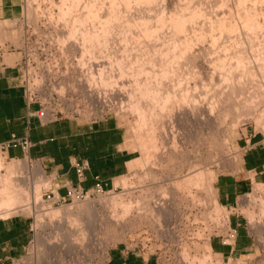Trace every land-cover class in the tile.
Instances as JSON below:
<instances>
[{
	"label": "rangeland",
	"instance_id": "1",
	"mask_svg": "<svg viewBox=\"0 0 264 264\" xmlns=\"http://www.w3.org/2000/svg\"><path fill=\"white\" fill-rule=\"evenodd\" d=\"M78 1L12 0L11 5L15 12H20V14L21 12H30L33 23L61 25L67 23L82 26L83 28L80 27L81 31H90L94 33L93 35L95 32L101 34L99 35L102 37V45L93 42L90 44L92 45L91 51L87 52L92 61H100L98 62L100 67H95L96 74L93 79L100 80L104 85L116 90L114 103L119 109V113L117 116L112 115L110 119L119 122L130 150L135 152L137 160L130 166L131 172L128 170L124 176L115 180V189H108L109 191L105 189L103 192L92 194L85 200L75 201L65 206L53 205L43 197L45 192L50 189V184L37 186V190L40 191H37L40 194L37 200L39 198L46 205L45 207L56 209L61 214H65L69 208L75 211L77 206L82 203H88L92 209H96L98 216L93 215L92 219H94L95 225L90 232L86 231L88 220L85 213L73 212L75 215L64 218L62 220L64 230L62 231H57L55 228L57 224L60 225L57 220H53L54 225L51 226L49 224L51 220L45 218L43 221L46 226L41 225L33 207L36 202L31 194L28 196L29 203L32 205L30 209L29 207L26 210H17L13 207L12 209L9 207L7 210L6 207L4 210L1 208V217L25 216L33 224L34 242L21 264H103L108 249L115 243L126 239L148 241L150 236L159 230L160 217L165 216L166 212L170 210L168 205L177 198L178 194L189 192L195 188L207 196L203 186L199 189L195 185L188 187L187 182L181 184L180 181L184 180L183 176L189 177L191 173L201 169L206 171L207 175H212L210 177L214 178L213 184L215 185L219 175L232 171L241 160L238 142L245 128L255 126V130L264 132V91H261L264 85L262 83L257 85L260 88L263 85L260 91L258 90L260 88L255 86L256 79L264 82V74H262L264 66L261 65L262 61L264 62V56L259 59L264 53V0H181V2L180 0H80L81 7L78 6L79 4L77 5ZM61 2L66 3L65 7L71 6V2L72 7L75 6L76 9L79 7L78 10L73 7L76 12L72 8L71 12H64L62 16L64 22L58 21ZM69 2L70 5H68ZM91 2L96 7L94 4L92 7ZM2 7L3 0H0V12ZM59 7L60 9H58ZM53 13L55 19L52 17ZM61 14H63L62 11ZM5 18H0V20ZM176 18L181 19L178 22ZM1 24L0 22V27ZM184 26L185 30H183ZM86 39L90 41L91 35L89 37L86 34ZM187 46H191L192 49ZM186 47L190 51L186 50ZM258 56L259 58H257ZM256 58L258 59L256 62L261 67L257 66ZM262 64L264 65V63ZM103 67L105 73L101 74L100 72L99 74L98 69ZM224 67H231L232 70L228 68L225 71ZM228 71L230 74L225 73ZM223 74H227V76L222 77ZM228 75L231 78L232 75L233 77L237 76L232 79L234 84L242 80L239 82H246L248 86L247 81H254V85L252 82L250 84L258 89H245L247 86L236 84L240 87L239 91H246L249 96L254 91V95L251 94V96L253 95V98L250 97L251 99L243 93L247 104L244 99H240L244 103L239 100L240 97L243 98V95L238 93L239 91H236L238 95L235 94L236 87L232 85V81H229V78L224 81ZM235 79L236 81H234ZM230 84L233 89L227 87ZM252 86L250 85V87ZM151 88L153 92L156 90L154 93L156 97L154 96L152 99V93L149 97L152 100L147 98ZM251 89L252 91H250ZM225 90L226 92H224ZM229 90L234 91L233 93L232 91L228 92L232 93V95L228 94L230 98L237 96L236 99L232 97L234 101L227 99L226 93ZM258 91L260 94L262 93L259 96L261 102L258 97L256 99L261 104L256 100L257 105L253 106L251 104L254 96L259 95ZM146 92L147 95H144ZM157 92L159 93L158 97ZM167 92L170 97L169 100L167 99L168 102L165 101L164 108L161 107V101V103H157L159 105L156 106L157 111L156 108L153 113L151 111L147 113V110L143 111L144 102L148 104L162 95L165 98L168 96ZM182 95L188 99L186 100ZM191 96L199 97V100L205 98L204 100L208 101L209 106L213 102L212 99L220 102L226 98L224 100H227L228 105L225 101L227 105L225 109L226 105L221 101L222 104L217 102L218 105L215 107L216 102L214 101L215 108L211 105L214 111L212 110L210 118L200 114L197 116L198 118L193 119L188 111L192 103ZM158 101L156 100V102ZM137 102L141 107L134 109V106H139ZM146 104L144 108H146ZM135 110L139 112V115L146 112L149 117H152L148 119L149 122H153H148L149 125H146L148 120L146 121L142 115L143 118L139 116ZM225 112L228 113L225 114ZM148 116L146 117L148 118ZM139 118L140 121L143 119V122H146L140 123ZM147 152L155 154L144 166ZM4 157L6 158V156ZM5 160L6 168L2 170V174L8 176L10 175L7 172L9 166L15 164L16 161L26 162L30 167L38 164L29 163L27 158L25 160L23 158L15 160L6 158ZM20 174H17L19 180L21 178L20 181L27 183L24 186L32 187L30 182L35 178L33 168L24 170L21 174L22 177ZM39 179L42 177L39 176ZM113 196H117L120 201L119 205L112 207L109 200ZM250 198V206H255V247L245 253L238 252L234 258L224 260L221 255L210 254L208 242L196 241L192 244V239L199 235L198 228L195 225L192 226L191 222H184L175 229V232L187 237L188 240L185 239L187 243L183 245L181 251L172 247V250L164 252L160 256L159 264H264V208L261 206V202L264 200V185H256ZM130 203H132L133 209L132 206L130 207ZM127 205H129L127 211L129 215L122 217ZM243 210L244 213L250 214L248 208ZM220 211L229 213L225 209H220ZM230 220L234 226H237L238 219L236 217H231ZM162 228L163 230H159V233H172L171 227L167 228L164 225ZM240 231L243 234L244 228H240ZM188 237H192V239ZM145 244L149 249L151 244ZM245 245V239L242 238L239 248H243ZM184 248L186 249L183 251ZM215 248L227 251L218 242H216ZM138 250L141 251L142 247L140 246ZM179 252L182 256L178 255ZM241 254L242 257L238 259ZM146 256L151 255L146 254ZM205 257L208 259L206 263Z\"/></svg>",
	"mask_w": 264,
	"mask_h": 264
},
{
	"label": "built area",
	"instance_id": "2",
	"mask_svg": "<svg viewBox=\"0 0 264 264\" xmlns=\"http://www.w3.org/2000/svg\"><path fill=\"white\" fill-rule=\"evenodd\" d=\"M30 15H32L30 12H21L18 17L0 20L2 23L0 70L15 68L18 71L28 108L37 107L35 111L30 110V116L37 117L42 124L69 119L85 121L91 125L106 122L112 115L117 116L119 109L114 103L116 90L104 85L100 80L93 79L96 74L95 67H100V64L91 60L83 50L81 42L66 41L70 27L53 21L51 22L54 24L33 23ZM52 17L55 19L54 13ZM100 69H98L99 74ZM32 146L28 137L14 136L9 141H0V154L3 155L12 147H20L27 155L29 163H36L29 155ZM74 167L79 179L84 180L90 163L87 160L76 161ZM105 189L102 180L97 176L96 184L90 190L70 187L64 196H58L47 190L43 197L53 205L65 206L85 200ZM251 194L243 196L234 208L225 207L229 213L220 211L217 214L214 211V201L209 200L204 192L194 188L189 192L180 193L168 205L170 210L165 216L160 217L161 224H158L159 230H163L162 226L166 225L167 228H172V233H159L158 230L144 242L129 239L133 245L131 249L143 257L146 254L155 256L159 264L160 256L164 252L172 250V247L181 251L183 245L187 243V237L175 232V229L184 222H191L192 226L198 228L199 235L193 239L188 237L192 239V244L197 241L208 242V245H211L213 238H219L224 245L233 246L238 239L239 229L243 227L253 248L255 247V206H250ZM215 198L218 201L217 196ZM246 208L250 210V214L244 213L243 209ZM231 217L238 219L237 226H234ZM0 219L4 217L0 216ZM145 243L151 244L149 249L146 248L148 245ZM140 246L141 251L138 250ZM178 255L182 256L180 252ZM23 259L24 257L16 260L14 264H21ZM106 261L107 253L103 264H106Z\"/></svg>",
	"mask_w": 264,
	"mask_h": 264
},
{
	"label": "crops",
	"instance_id": "3",
	"mask_svg": "<svg viewBox=\"0 0 264 264\" xmlns=\"http://www.w3.org/2000/svg\"><path fill=\"white\" fill-rule=\"evenodd\" d=\"M11 1L3 0L0 18L20 15ZM36 109V106L31 109L27 106L18 71L15 68L0 70V141H9L14 136L28 137L33 145L29 155L38 163L32 168H42L46 182L50 184L49 190L56 195H66L70 187L90 190L95 186L97 176L106 189H112L115 180L130 171V166L137 160L115 119L96 125L69 119L42 124L29 114L30 110ZM238 145L241 160L237 167L219 175L214 185L218 202L227 209L234 208L243 196L253 193L256 185H264V132L249 126L243 131ZM3 155L11 160L27 157L20 147H12ZM83 160L90 163V168L85 179L80 180L74 163ZM33 238V224L28 217L15 215L0 219V264H14L25 257ZM242 238L246 245L239 248ZM249 241L245 230L242 234L239 229L233 246L224 245L216 238L211 240L210 246L213 253L226 260L234 258L238 252L250 250ZM216 242L227 251L217 250ZM131 247L133 245L127 239L112 245L107 252L106 264H156L155 256H140Z\"/></svg>",
	"mask_w": 264,
	"mask_h": 264
},
{
	"label": "bare ground",
	"instance_id": "4",
	"mask_svg": "<svg viewBox=\"0 0 264 264\" xmlns=\"http://www.w3.org/2000/svg\"><path fill=\"white\" fill-rule=\"evenodd\" d=\"M65 1H67V0H62V2H65ZM78 0H76V2H77ZM182 1H184V0H182ZM61 2V3H62ZM73 2V1H72ZM72 2H71V6H67V7H65L64 5L66 4V3H62V6H61V9H60V7L58 8V9H60L61 11H62V13L63 14H61V11L59 12V19H58V21L60 22V21H63L64 22V20H63V15H64V12L65 13H67V12H71V8H72V10H73V7H74V9H76L75 8V6H73L72 7ZM74 2H75V0H74ZM79 3H77V5L78 6H80V0L78 1ZM90 2V1H89ZM93 2H95V1H93ZM180 2H181V0H180ZM82 3V2H81ZM92 3V2H91ZM96 3V2H95ZM75 4V3H74ZM93 4L94 3H92L91 5H92V7H93ZM182 4V3H181ZM185 4V3H184ZM183 4V7L185 6ZM68 5H70V2H69V4ZM76 5V4H75ZM115 5V4H114ZM190 5V4H189ZM188 5V6H189ZM64 6V7H63ZM78 6H76V7H78ZM90 6V5H89ZM94 6H95V4H94ZM187 6V7H188ZM81 7V6H80ZM91 7V6H90ZM96 7V6H95ZM94 7V8H95ZM87 8H88V6H87ZM87 8L85 9V11L87 10ZM97 8H98V6H97ZM96 8V9H97ZM190 8V7H189ZM192 8V7H191ZM78 9H79V7H78ZM78 9H76V10H78ZM82 9V8H81ZM90 9V8H89ZM88 9V10H89ZM99 9V8H98ZM180 9H182V6H181V8H179V10ZM95 10V9H94ZM191 10V9H190ZM67 11V12H66ZM73 11H75V10H73ZM90 11H91V9H90ZM98 11V10H97ZM96 11V12H97ZM181 11V10H180ZM183 12H184V10H182ZM76 12V11H75ZM92 12H93V8H92ZM182 12V13H183ZM181 13V14H182ZM180 14V13H179ZM176 15V14H175ZM256 15H258L257 14V12H256ZM256 15H255V18H256ZM183 16H184V14H183ZM185 16H186V14H185ZM177 19V18H176ZM181 19V18H180ZM180 19L178 18L176 21H180ZM256 20V19H255ZM258 21V20H257ZM257 21H255V22H257ZM177 22V24H179ZM186 22H188V21H186ZM185 22V23H186ZM259 23V22H258ZM258 23H256L257 25H258ZM67 26H69L70 27V32L68 33V34H66V41H75V42H81L82 43V47H83V50L87 53L89 50L91 51V47H92V45H90L91 43H97V44H101L102 45V37L97 33V32H95V35H93L94 33L93 32H90V31H85V30H83V31H81V28H83L82 26H78V25H69V24H67V23H65ZM257 25H255V26H257ZM179 26V25H178ZM180 26H181V24H180ZM81 27V28H80ZM183 27V26H182ZM258 27V26H257ZM257 27H256V29H257ZM260 29H261V27H260ZM183 30H185V26H184V29ZM187 31V30H186ZM185 31V32H186ZM183 32V31H182ZM97 33V34H96ZM188 33V32H187ZM86 34H88V36L90 37V35H91V42L90 41H88L87 39H86ZM93 35V36H92ZM186 35V34H185ZM187 36V35H186ZM106 44L108 45V43L106 42ZM188 48L189 47H191V46H187ZM186 47V50H189L188 48ZM196 47H198V46H196ZM200 48V47H199ZM204 48V47H203ZM191 49H192V47H191ZM204 49H206V48H204ZM185 50V51H186ZM200 50V49H199ZM263 50H264V48H263ZM190 51V50H189ZM206 51V50H205ZM191 52H192V50H191ZM204 52V51H203ZM240 52V51H239ZM183 53V52H182ZM182 53H181V55H182ZM185 53V52H184ZM199 53V52H198ZM235 53V52H234ZM190 54V53H189ZM205 54V53H204ZM258 54V53H257ZM260 54H262V53H260ZM264 54V53H263ZM262 54V56H260V58H259V56L257 57V58H259V59H261V58H263V55ZM186 55H187V51H186ZM207 55V54H206ZM236 55V54H235ZM259 55V54H258ZM188 56V55H187ZM191 56V55H190ZM202 56V55H201ZM209 56V55H208ZM231 56H233V55H231ZM182 58H183V56H181ZM194 57V56H193ZM198 57H199V55H198ZM234 57H236V56H234ZM233 57V58H234ZM189 58V57H188ZM197 58V57H196ZM237 58V57H236ZM255 59V62L258 60V59ZM190 59V58H189ZM193 59V58H192ZM205 59V58H204ZM264 59V58H263ZM262 59V60H263ZM197 60V59H196ZM261 60V61H262ZM188 61V60H187ZM207 61V60H206ZM261 61H259V62H261ZM98 62H100V61H97V63ZM205 62V61H204ZM262 63H264L263 61H262ZM261 63V65L262 66H264L263 64ZM186 64H188V63H186ZM194 64V63H193ZM256 64H257V66H259V67H261L260 65H258V62H256ZM260 64V63H259ZM226 66V65H225ZM232 68H233V66H231ZM231 67H228V68H230L231 70H232V68ZM226 67H224V69H225ZM228 68H226L225 69V71H227V69ZM223 69V70H224ZM234 71H235V69H234ZM233 71V72H234ZM100 72H101V74H104L105 73V68L103 67V68H101L100 69ZM197 72H200V71H197ZM229 72V71H228ZM228 72H225V73H227V74H230V72L228 73ZM232 72V73H233ZM236 72V71H235ZM234 72V73H235ZM224 73V72H223ZM227 74L226 75H224V76H222V77H225V76H227ZM237 74H238V72H237ZM262 74H264V73H262ZM222 75V74H221ZM239 75V74H238ZM256 75V74H255ZM242 76V75H241ZM237 77V76H236ZM235 76L233 77V75H232V78L230 77V75H228V77L227 78H225L224 79V81H227L226 79H228L229 78V81L231 80L232 81V79H234V78H236ZM264 77V76H263ZM231 78V79H230ZM239 78H240V76H239ZM242 78V77H241ZM253 78V77H252ZM252 78H250L251 80H254V79H252ZM249 79V80H250ZM256 79V78H255ZM261 79H262V76H261ZM264 79V78H263ZM239 80V79H238ZM237 80V81H238ZM246 80V79H245ZM245 80H243L244 82H245ZM248 80V79H247ZM234 81H236V79L234 80ZM240 82H242V80H239ZM237 82V83H233V81H232V85H234L235 87H236V89H235V87H234V91H235V94L239 91V88L240 87H238L239 86V84L238 83H240V82ZM258 81H260L259 83H257ZM263 81V80H262ZM252 82V81H251ZM250 81L248 82L247 81V83L249 84L248 86H247V84H246V82L245 83H240V86L242 85V86H247L246 88L245 87H242V88H245V89H247V88H257V87H259V86H257L258 84H263L264 85V82H261V80H255V82L257 83H255V86H257V87H254V86H252V84L254 85V81L252 82V84H250L251 83ZM225 84H228V82L226 83L225 82ZM236 84H238V86L236 85ZM231 85V84H230ZM230 85H227V87L228 88H230V89H233V88H231L232 87V85L230 86ZM250 85L252 86V87H250ZM263 85L261 86V88L263 87ZM226 87V88H227ZM260 88V87H259ZM261 88L260 89H258L259 91L261 90ZM264 88V87H263ZM263 88H262V90L261 91H264L263 90ZM154 89V88H153ZM245 89H242V90H245ZM252 89L250 90V91H252ZM155 90V89H154ZM226 90H228V89H226ZM226 90L224 91V92H226ZM254 90V89H253ZM156 91V90H155ZM155 91L153 92V90H152V88H151V91L149 90L148 91V94H149V96H147V98L148 99H151L152 97H154L155 95H154V93H155ZM230 91H232V90H229V91H227V95L228 94H231L232 95V93L234 92V91H232V93H228V92H230ZM237 91V92H236ZM249 91V90H248ZM249 91V92H250ZM258 91V92H259ZM253 92V93H252ZM251 92V94H253L254 95V91H252ZM255 92L257 93V90H255ZM153 94V96H151V98H149L150 97V95H152ZM223 92H221V94H222ZM238 93H241L242 95H243V93H245V95H246V97H248L249 95V93L248 94H246L247 92L245 91V92H241V90L238 92ZM238 93L236 94V95H238ZM159 95V93L157 92L156 93V95ZM187 95H188V93H186ZM186 94H184V96H186ZM235 94H233V95H235ZM240 94V95H241ZM251 94H250V96L248 97V98H250V97H252L253 98V95L251 96ZM262 94V93H261ZM260 92H259V95L258 96H254V100L252 101V104L251 105H253L254 106V104H256L257 105V99H256V97H258V99H260L259 101L261 102V98L259 97L260 95ZM144 95H147V92L144 94ZM158 95H157V97H158ZM165 95V94H164ZM166 95H168V96H166L165 98H164V96L162 97V96H160L159 98H157L156 100H159L158 102H156V100L154 99L153 101H150V100H148L147 98V100L148 101H150V103H148V104H146V102H144L145 104H146V108H144V105H143V111H145V110H147V113L149 112V111H151L152 113L154 112V110H155V108H156V111H157V107L159 106V105H157V103L159 104V102L161 103V101H162V103H161V107L163 106V108H164V106H166L165 104V101H167L168 102V100H169V97H170V95L168 94V92L166 93ZM223 95H224V93H223ZM223 95H220V96H223ZM241 95V96H242ZM263 95H264V92H263ZM262 95V96H263ZM188 96H190V94L188 95ZM194 96V95H193ZM261 96V97H262ZM156 97V96H155ZM182 97H183V95H182ZM192 97V96H191ZM224 97H226V96H224ZM223 97V98H224ZM232 97H233V99L235 98L236 99V97L237 96H231V98L229 97V95H228V97H227V99H228V101H229V99H231L232 101H234L233 99H232ZM246 97L243 95V98H239V96H238V98H239V100L240 99H244V101L246 100ZM264 97V96H263ZM183 98H185L186 100L188 99V98H186V97H183ZM183 98H182V100H183ZM199 98V97H198ZM196 96L195 97H192V100H191V107L189 108V113H191L190 115H192V118L193 119H195V118H198L197 116H199L200 114H203L204 115V117H205V115L207 116V117H209L210 118V115H212L211 113H212V110L214 111V109L213 108H211V105H212V107H214L213 105H214V101L215 100H213L212 99V104L210 103V106L208 105V101L207 100H204L205 98H203V100H199ZM237 98V99H238ZM247 98V99H248ZM153 99V98H152ZM151 99V100H152ZM166 99V100H165ZM168 99V100H167ZM184 99V100H185ZM200 99H202V98H200ZM220 99H221V97H220ZM224 99H226V98H224ZM224 99H222L221 101L222 102H224V105H228V103H227V100H224ZM251 99V98H250ZM264 99V98H263ZM262 99V100H263ZM218 100H219V97H218ZM230 100V101H231ZM239 100H237V101H239ZM257 100V101H256ZM189 101V100H188ZM207 101V103H205ZM209 101V102H210ZM221 101L220 102H218L217 100L215 101L216 102V104H215V107H216V105H218V103H221ZM225 101H226V104H225ZM231 101V102H232ZM236 101V100H235ZM240 101H243V100H240ZM239 101V102H240ZM244 101H243V103H244ZM256 102V103H253V102ZM258 101V103H260ZM264 101V100H263ZM218 102V103H217ZM247 101H245V103H246ZM249 102H250V100H249ZM248 102V103H249ZM190 103V102H189ZM236 104H237V102H235ZM137 104H138V102H137ZM163 104V105H162ZM207 104V105H206ZM222 104V103H221ZM220 104V105H221ZM240 104H241V102H240ZM240 104H238V105H240ZM247 104V103H246ZM261 104V103H260ZM139 105V104H138ZM142 105V104H141ZM180 105H182V104H180ZM227 105L225 106V109H226V107H227ZM231 105V104H230ZM245 105V104H244ZM157 106V107H156ZM221 106H223V105H221ZM139 107H141L140 105L139 106H134V109L136 108V109H138ZM184 107V106H183ZM214 107V108H215ZM219 107V106H218ZM234 107V106H233ZM240 107H241V105H240ZM252 107V106H251ZM250 107V108H251ZM182 108V107H181ZM220 108V107H219ZM218 108V109H219ZM222 108V107H221ZM228 108H230L229 106H228ZM239 108V107H238ZM141 109V108H140ZM231 109V108H230ZM137 113H138V115H139V112L137 111V110H135ZM140 111V110H139ZM188 111H187V113H188ZM217 112V111H216ZM240 112V111H239ZM143 113V115L141 114V112H140V114L142 115V116H144L145 117V120L147 121L149 118H152L151 116L149 117L148 115H147V113L146 112H142ZM188 113V114H189ZM226 113H228V112H225V114ZM241 113V112H240ZM150 114V113H149ZM184 114V113H183ZM238 114V113H237ZM242 114V113H241ZM263 114V113H262ZM141 115H139V116H141ZM152 115V114H151ZM185 115V114H184ZM183 115V116H184ZM138 116V117H139ZM141 116V117H142ZM146 116H148V118L146 117ZM153 116V115H152ZM264 116V115H263ZM153 117H155V116H153ZM182 117V116H181ZM189 117V116H188ZM201 117V116H200ZM204 117H203V119H204ZM261 117H262V115H261ZM143 118V117H142ZM147 118V119H146ZM208 119V118H207ZM262 119V118H261ZM192 120V119H191ZM139 121H140V118H139ZM144 120L143 119H141V121H140V123L141 122H143ZM145 121V122H146ZM150 121H151V119H150ZM145 122H143L142 124H144ZM148 122H149V120L147 121V123H146V125L148 124ZM153 122V121H152ZM152 122H149V123H152ZM210 122V121H209ZM139 123V122H138ZM198 123H200V122H198ZM205 124H207V123H205ZM149 125V124H148ZM147 155V158H146V161L144 162V166H145V164H148L147 162L153 157V154H155V153H151V152H147L146 153ZM150 162V161H149ZM134 164V163H133ZM132 164V165H133ZM139 164V163H138ZM131 165V166H132ZM147 166V165H146ZM4 168H6V160H5V157H4V155H1L0 156V210L2 211V209L1 208H3V210H4V207H6V210L7 209H9V207H10V209H12V207L13 208H15V209H24V210H26V209H28V207H29V209H30V206H32V205H30V203H29V197L28 196H30V194L31 195H33V197H34V200H35V202H36V204H34V209H35V211H36V213H37V218H39V222H40V224L41 225H43L44 223H45V221H43V219H50L51 220V222L49 223L51 226H53L54 224L52 223V221L53 220H57L58 222H59V224L60 225H56L55 226V228L57 229V231H62V230H64V228H63V219L65 218L66 219V217L68 218V217H70L71 215L73 216V212H78V213H85V214H87V226H86V231H88V232H90L91 231V229L94 227V225H95V223H94V219H92L93 218V215L96 217V216H98L97 215V212H96V209H92L91 208V205L90 204H86V203H82V204H80L79 206H77V208L75 209V211H73V209H71L70 210V208L65 212V214H61L59 211H56V209H52V208H47V207H45L46 205L43 203V202H41L40 201V199L38 198V200H37V197H38V195H40V194H38V192H40V191H38L37 189H38V187L37 186H41L42 184L44 185V184H47V182H46V179H45V176H44V172H43V170H42V168L41 167H38V168H36V169H34V175H35V178L34 179H32V181L30 182V183H32V187L31 186H24V185H26L23 181H20L21 180V178H20V180H19V175H17V174H19V173H21L22 174V172H24V170H28V169H30L31 170V168L32 167H30V165L28 164V163H26V162H18V161H16L15 162V164H13V165H11V166H9V168H8V173L10 174L9 176L8 175H5V174H2V170L4 169ZM196 170V169H195ZM194 171V170H193ZM131 172V171H130ZM207 172L205 171H203V170H201V169H199L198 171L196 170V171H194L193 173H191L190 175L191 176H189V177H185V176H183L182 178L184 179H182L183 181H180V183L182 184V183H186L187 185H188V187H191L190 185H195V186H197V188L199 187V189H200V187H202L203 186V188L205 189L204 191H206L207 192V197H208V199L209 200H211V201H214V204H215V209H214V211L218 214L219 213V207L220 208H224L225 210H226V208L225 207H223V206H221L220 205V203L217 201V200H215L216 198V190H215V187H214V178H211L212 177V175L208 172V174H210V175H207L206 174ZM20 174V175H21ZM2 175H3V177H2ZM5 175V176H4ZM39 176H41L42 177V179H39ZM211 176V177H210ZM21 177H22V175H21ZM185 177V178H184ZM24 178V177H23ZM28 180V179H27ZM31 180V179H30ZM185 181V182H184ZM27 182V181H26ZM29 185V184H28ZM26 187H28V188H26ZM40 190V189H39ZM38 191V192H37ZM108 194V193H107ZM119 201L120 200H118V197L117 196H113V197H111V199L109 200V204L113 207L114 205H119ZM107 203V202H106ZM121 203V202H120ZM132 203H130V207L132 206V209L134 208L133 207V205H131ZM139 204H140V202H139ZM261 206H263V208H264V200H262V202H261ZM122 205V204H121ZM124 205V204H123ZM144 205V204H143ZM138 206H140V205H138ZM142 206V205H141ZM92 207H94V206H92ZM128 208H129V205H127L126 206V208L124 209L125 211H124V213H123V215H122V217L123 216H125V215H127L128 214ZM15 209H13V210H15ZM132 209H131V211H132ZM139 209H140V207H139ZM115 210V209H114ZM10 211V210H9ZM34 211V212H35ZM122 212V211H121ZM115 213V212H114ZM113 213V214H114ZM0 214H1V212H0ZM117 214V213H116ZM75 215V214H74ZM129 215V214H128ZM125 218V217H124ZM124 218H122V219H124ZM86 219V218H85ZM60 220V221H59ZM47 223V222H46ZM45 226H46V224H44ZM49 226V225H48ZM52 228V227H51ZM54 228V227H53ZM82 232V231H81ZM209 246V252H210V254H214L213 253V250H212V248H211V246L210 245H208ZM206 258V257H205ZM205 258H204V261H205ZM207 258H206V261H205V263L207 262Z\"/></svg>",
	"mask_w": 264,
	"mask_h": 264
}]
</instances>
